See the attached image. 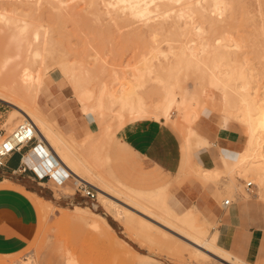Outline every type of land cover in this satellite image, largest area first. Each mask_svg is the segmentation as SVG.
I'll return each instance as SVG.
<instances>
[{"label": "bare ground", "instance_id": "bare-ground-1", "mask_svg": "<svg viewBox=\"0 0 264 264\" xmlns=\"http://www.w3.org/2000/svg\"><path fill=\"white\" fill-rule=\"evenodd\" d=\"M6 2L18 5L47 4L54 7L56 11L68 4H83L87 7L85 12L94 8L98 12L100 5L104 12L100 11L99 14L107 17L112 24L117 23V19L125 18L130 22L129 24L126 21L132 30L133 26L136 29H138L137 26L144 27L149 31L148 34L153 39V45L158 42L159 33L163 32L166 35L168 32L174 33L175 31L179 35H177L178 38L182 39V44L179 45L175 53L172 46L170 47L176 63L169 65L167 78H173V72L181 63L202 73V76L207 79V84L206 86L198 84L201 86L202 98H204L203 108H198L205 111L209 107H214V103H219L222 114L215 117V119H220L218 120L219 125L226 129L232 127L233 124L238 125L244 134V144L236 153L219 152V167L209 170L196 165V174L200 175L201 179L212 182H217L221 178H231L229 179L230 184L226 187L233 190H239L240 184L238 183L241 178L252 177L253 182L257 179L260 180L259 183L264 184V93L259 95L257 93L259 91L255 90L256 87L254 89L253 83L256 79L254 78V68L258 69V65L255 66L254 61L249 58L246 48L250 43L248 39L251 37L254 40L252 42L251 39L252 45L257 43L256 48L259 47L264 52V0H6ZM19 12L16 9L8 11L0 8V22L14 28L12 29L16 32L11 35V40L15 43L18 53L24 54L23 62L17 65L18 71L13 74L14 77L8 83L4 82L3 77L5 65L0 66V100L11 104L16 113L7 122L9 123L8 127L4 128H7V134H11L14 125L31 121L37 133L48 140L50 148L56 150L55 153L59 154L62 162L70 171L62 165L55 167L50 162V153L46 149L45 151L49 155L47 158H38L34 155L27 156L26 159L33 164H40L62 191L66 187L70 189V192H73V189L76 190L80 185L92 186L97 192V201L110 214L112 213L115 220L120 219L125 223L136 222L141 227H139L140 231L146 229L151 231L150 233H153V228L149 224L155 226V222L158 228L173 232L187 241L195 255L200 253L206 258L213 256L223 264H235L234 261L243 263L233 257L231 253L218 247L217 230L211 232V225L206 223L197 211L192 210L191 206L185 207L180 198L174 197L172 194L167 195V193L148 196L138 190L122 189L119 185V188L114 187V184L111 186L98 176V172H95L92 165L87 162L88 160L84 162L75 158V153L73 154L71 149H76L72 146H70L71 149L68 148L70 144L64 140L61 131L55 129V124H51L47 120L38 105L40 96L49 90L48 84L54 79L47 63L52 59L57 61L55 58L58 53H61L57 49L59 44L54 39L52 30L48 31L41 24L29 20L22 11L20 12L21 16L17 17V14L20 15ZM227 20L230 25L227 24ZM224 23L229 28L226 26L225 29H221ZM59 24L62 23L59 22ZM122 24L124 23L122 22ZM169 24L172 26H168ZM115 25L118 27L117 24ZM124 26L122 27L124 28ZM217 26L219 27L217 28ZM61 28L66 29L65 26ZM117 30L116 32L119 33L118 28ZM146 30L142 31L146 32ZM244 33L249 36L247 40L243 36L242 38L238 37L239 34ZM149 42L151 44V41ZM155 51L149 52L152 54L147 55V59L149 56L151 57L149 60L140 61L153 66V61L158 60L161 57L159 55L162 54L160 51ZM255 52L259 53L258 48ZM255 52L253 53L252 50V55H255ZM18 53L16 58L19 57ZM172 54L170 55L172 56ZM261 56L264 60V53ZM162 57L167 61L165 56ZM76 60L69 71V76L71 91L78 100L79 111L94 121L101 119V122L106 123L109 120V123L104 125V132L109 137L114 136L126 124L139 120L163 121L167 125H171L170 123L176 119L179 120L181 128L186 130L187 135L180 136L181 149L179 151H182V163L178 173L183 170L185 162L199 149V140L206 145L209 144L204 137L195 135L198 134L195 127L196 122L200 116H204L192 105V101L196 97L195 93L192 90L180 88L179 84H175L177 82L170 83L169 80H163V77L159 76L162 72L159 75L155 72V65L154 71L146 64L145 66L141 64L144 66L143 69V66L141 67L137 63L140 68H134V73L129 76V79H113V82L117 83V87L114 84L113 87L112 83L101 82L97 85L99 87L90 89L89 83L94 76L88 68L89 61L85 63L79 61L80 59ZM58 63L57 61L55 64ZM163 73L165 74V71ZM259 74L264 75L261 72ZM62 75L67 76V73ZM151 78L162 87L164 94H162L161 100L157 99L158 102L147 105L143 97L144 85ZM214 94H217V97ZM107 160V156L102 158L103 162ZM233 179H237L236 184ZM95 182L96 185H94ZM256 185L259 188V184L256 183ZM259 190L261 192V187ZM110 192L113 193V196L109 194ZM119 203H123L125 207ZM128 203L131 206H128ZM89 213L98 212L89 209ZM164 229L162 230L164 231ZM140 231L139 233H141ZM167 231L165 232L168 233ZM18 264L34 263L26 258Z\"/></svg>", "mask_w": 264, "mask_h": 264}, {"label": "rangeland", "instance_id": "rangeland-1", "mask_svg": "<svg viewBox=\"0 0 264 264\" xmlns=\"http://www.w3.org/2000/svg\"><path fill=\"white\" fill-rule=\"evenodd\" d=\"M0 8H4L8 11H14V9L19 10L20 12L22 11L28 16L29 20L31 19L34 22L41 24L42 26L47 28L48 31L50 29V31L52 30V32H54L52 33V35L56 42L59 44L57 49H59L58 51L61 53H58L55 58L59 62L58 64H55L57 61H54V59L49 60L47 63V66L51 70V74L53 75L54 79H56L55 81L54 79H52L53 81L48 84V88L52 90L54 88L57 90H65L68 95L73 97L72 100H74L76 104L79 103L77 98L72 94L71 79L69 76V71L77 61L76 59H80L79 61H83L85 63L89 61L88 68L91 70V74L94 76L89 83L90 89L99 87L97 85H99L101 82L107 84L112 83V85L114 84L115 87H117V83L113 82V79H129V76L134 73V68H140L138 67V65L141 67L143 66L141 64H144V62H141L140 60L145 61V59H147V55H152L150 53L155 51V49L158 47L155 52L160 51V53H162L161 55L158 54L159 56H161L159 57L160 61L159 59L153 61V66L147 65L146 63L145 64L148 67L150 66L152 69L155 65L154 69H156V71L154 69L153 70L158 75L162 72L159 76L163 77V80H169L170 83L177 82L175 84H179L178 86L180 88L192 90L196 95L195 99L192 101V105L201 113V115H212V117L215 119V117L222 114L221 106H219V103H214V107H209V110L206 109L204 111L199 109L203 108L204 102L201 98L197 100L198 96L202 97L201 86L198 84L201 83V85L206 86L207 79L205 76H202V73H199L193 67L186 66L184 63L178 64L177 69L173 72V78H167V76L169 75V65H173L176 63L175 57L172 54V49L175 53L177 52L179 45L182 44V39L178 38L179 35L175 31L174 33L171 32L172 34L168 32L169 37L168 34L165 35L163 34V32L159 33V39L157 38L158 42L155 43V46L152 44L154 42L153 39H151L152 37H150L148 34L149 31H147L144 27L137 26L138 29H136V27L133 26L132 30V27H129L130 22L125 18L123 20L122 18L117 19L118 22L115 24H117L118 27H116V25L112 24L109 19H107V17L103 15L101 16V14H99L101 12H104V9L100 5L98 6V12L95 10V8L89 9V12H85V9H87V7L83 4H68L56 11L54 7L47 4L18 5L3 0L0 2ZM20 12V15L17 14V17L21 16ZM24 13L23 15H25ZM126 21H128L129 24ZM59 22L63 25H60ZM122 22L124 24H122ZM225 23L221 26V29H225V27L228 26L227 24L230 25L228 20L227 24ZM64 26L66 29L63 30L61 27ZM122 26H124V28ZM168 26H170V24ZM235 26L237 25L235 24ZM126 27H128L129 31L128 29H126ZM218 27L219 26H217V28ZM12 28L13 27H11V25L0 22V66L5 65V69H3V77L4 82L6 83L10 82V80L14 77L13 74H16V71H18L17 65L21 64L24 59V54L20 52L18 53L15 43L11 40V35L16 32L13 30L14 28ZM117 28L120 31L119 33L116 32L118 31ZM226 28H229V26ZM142 30H146L147 33L143 32ZM240 36L241 38L243 36L244 38H246V40L247 37L249 38V36L245 33L238 35V37ZM251 39L253 40V38L251 37L248 39V41L250 40V43ZM149 41H151V44ZM252 42H254V40ZM249 44H247L246 47L249 58L254 61L255 66L258 65V69H256V67L254 68V74L259 78L257 76L255 77L254 75V78L256 79L254 80L253 86L255 85L254 89L256 87L255 90L259 91L257 93L259 95H262V93H264V75L259 73L261 72L264 74V60L261 56V54L264 52L261 51L259 47H257L259 53L255 52L257 51V43H253V45L251 43L250 47ZM171 46L172 49L170 48ZM252 50L253 53L255 52V55H252ZM17 53L19 56L18 58H16ZM170 54H172V56ZM259 54L261 57L258 56ZM162 56H165L167 61ZM150 58L151 57L149 56L147 60H149ZM161 65L165 69H163ZM144 66L142 67L143 69ZM131 69H133V71H131ZM13 70L15 71V73H13ZM162 70L165 71V74ZM66 73L67 76L62 75ZM152 79L153 78H151V80H148L149 82H146V84L144 85L143 97L147 105H153V103L158 102L157 99L161 100L163 97L162 94H164L162 87H160L159 84L157 85L156 82ZM154 87L157 88L154 89ZM214 96L217 97V94H214ZM14 110L15 108L11 104L5 103L0 100V137L2 139L10 135L7 134V128L4 127H8L9 123L7 122L10 118H12L11 116L16 115ZM90 120H92L94 125H96L95 128H99L98 139L100 143L97 141L96 147L94 148L95 152L92 164L95 172H98V176L102 178L106 183L111 184V186L112 184H114V187H118L119 185V187L121 186L120 188L122 189L129 188L137 190V188L128 186L124 182L117 179L112 173V170L110 168L108 147L113 136H110V138L109 135H106V133L104 132V125L106 123L108 124L109 120H106V123L101 122V119H96V121H94L93 119ZM215 120L218 124L219 129H226L219 125L218 120L220 119ZM170 124L171 125L169 126L177 132L179 138L180 136L184 137L185 135H187V133H185L186 130H184V128H181V122L179 120L176 119ZM18 125L19 123L14 125L12 130L14 131L15 127L17 128ZM196 126L197 122L195 127ZM233 126L237 129H240L239 131L243 132V130L239 128L238 125L233 124ZM55 129H57L56 124ZM195 135L198 136L200 134L196 133ZM197 136L195 138L196 140L198 139ZM106 137L108 138V140ZM199 143V149L209 148L211 145L210 143L206 145L201 140H199ZM106 156L108 159L106 161L107 163L102 161V158H105ZM95 159L97 160L95 161ZM195 166L196 164L193 162L192 157H190L185 162L183 170L179 173L182 176H179L177 178L185 179L186 177L183 176H194L197 180H199V178L201 177L200 175L196 174ZM229 179L231 178H221L219 181L211 183V187L212 189H214V197L221 209L222 202L224 200H230L233 203L236 201V199L252 200L255 203H259L260 206L264 207V184L259 183L260 180L256 179L254 180V183L252 181V177H247V179L241 178L238 183L240 184L239 190H233L232 188L226 187V185L230 184ZM249 179L251 180L249 181ZM233 182L236 184L237 179H233ZM247 182L253 183V187L248 193L246 192L245 186ZM256 183L259 184V188L257 187ZM94 185H96V182L94 183ZM6 186H12L13 188L20 190L32 201L38 214V226L36 234L29 246L18 254L0 256V264H18L26 258L30 259V261H32L34 264H223L221 261H219V259L213 256L211 258H206L200 253L195 255L192 248L188 245L189 243H187V241L183 240L181 237H179V235L173 232H169L161 227L162 229H164L163 231L156 226L157 224L155 222V226L147 222L153 228V230H155H152L153 233H150L151 231L149 232V230L147 231L146 229L140 231L139 229L141 227L136 222L125 223L120 219H113L112 213L110 214L109 211L98 201L91 202L90 200L83 198L85 202H83L81 206H73L72 208L71 206H69L66 208H61L62 206H58L57 204L53 205L49 201H45L34 194L25 192L23 189L15 187L7 180H5L0 185V187ZM260 187L261 192L259 190ZM55 189L57 191L61 190V188L56 184ZM69 190L70 189L66 187L64 192L67 194H73L75 188L73 189V192H70ZM146 190H150V194L167 193V195H174L173 188L171 187V185L167 184H161L159 186ZM94 191L98 198L95 189ZM109 194L113 196L112 192H110ZM231 196L234 198H232ZM124 201L127 202L126 200ZM123 203L119 204L125 207ZM129 205L131 206L130 203H128V206ZM89 209L98 213L90 214ZM204 216L210 222V230L212 232L213 228H217V222L216 220H210L205 214ZM134 217L136 218V216ZM155 220L158 222L157 219ZM139 231L141 233H139ZM157 231L158 233H156ZM165 231H167L168 233H166ZM234 263L243 264L244 262L240 263L238 261H234Z\"/></svg>", "mask_w": 264, "mask_h": 264}, {"label": "crops", "instance_id": "crops-1", "mask_svg": "<svg viewBox=\"0 0 264 264\" xmlns=\"http://www.w3.org/2000/svg\"><path fill=\"white\" fill-rule=\"evenodd\" d=\"M72 98L65 90L49 89L40 96L38 105L47 120L56 124L58 131H61L64 140L70 144L68 148L72 146L76 149H71L75 158L84 162L88 160L92 165L94 148L99 142V128H95L92 120L81 114ZM200 98L204 102L198 96ZM196 130L211 144L209 148H200L192 155L193 162L205 169L220 166L219 152L234 154L244 144L243 132L233 125L225 130L219 129L212 115L201 116ZM38 136L41 135L37 134L35 141L5 160L4 167L0 168V185L7 180L15 187L61 208L81 206L85 200L78 188L73 194H67L55 189L52 178L36 177L33 169L37 168L43 174L44 168L26 159L34 155L42 157L33 152L36 145H40L44 151L48 150L50 162L55 167L62 165L70 171L59 154L55 153L56 150L50 148L48 140ZM180 147L177 132L163 121L146 119L128 123L113 136L108 147L110 168L117 179L148 196L156 193L150 194V190L146 189L161 184L171 185L174 197L180 198L185 207L191 206L209 225L204 214L210 220H216L217 228L213 231L217 230L219 248L244 263L264 264V207L252 200L236 199L229 207L221 209L211 187V183L215 182L201 178L199 181L194 176L177 178L182 176L178 173L182 163ZM84 186L93 189L90 185ZM37 226L38 214L32 201L12 186L0 187V256L25 250L32 242Z\"/></svg>", "mask_w": 264, "mask_h": 264}, {"label": "built area", "instance_id": "built-area-1", "mask_svg": "<svg viewBox=\"0 0 264 264\" xmlns=\"http://www.w3.org/2000/svg\"><path fill=\"white\" fill-rule=\"evenodd\" d=\"M37 131L31 121H26L23 124H19L17 128L9 135L4 137L0 141V168L5 165V160L9 158L14 153L20 152L31 142L35 141L37 138ZM40 150V151H38ZM38 156L48 157L49 155L45 153L44 149L40 145H36L33 149ZM41 152V153H40ZM48 170V169H47ZM35 175L39 179L50 178V176L45 172L40 174L37 168L33 169ZM253 184L251 182L246 184V192H249ZM79 194L82 198L90 200L91 202L97 201L96 193L93 189L88 186L80 185L78 186ZM232 204L230 200H225L222 203V207L226 208Z\"/></svg>", "mask_w": 264, "mask_h": 264}, {"label": "water", "instance_id": "water-1", "mask_svg": "<svg viewBox=\"0 0 264 264\" xmlns=\"http://www.w3.org/2000/svg\"><path fill=\"white\" fill-rule=\"evenodd\" d=\"M94 207H95V205H94Z\"/></svg>", "mask_w": 264, "mask_h": 264}]
</instances>
